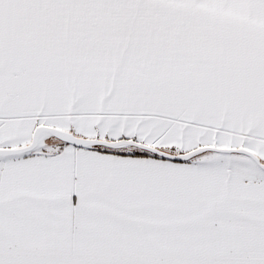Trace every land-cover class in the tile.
<instances>
[{
    "label": "snow or ice",
    "instance_id": "snow-or-ice-1",
    "mask_svg": "<svg viewBox=\"0 0 264 264\" xmlns=\"http://www.w3.org/2000/svg\"><path fill=\"white\" fill-rule=\"evenodd\" d=\"M0 264H264V0H0Z\"/></svg>",
    "mask_w": 264,
    "mask_h": 264
}]
</instances>
